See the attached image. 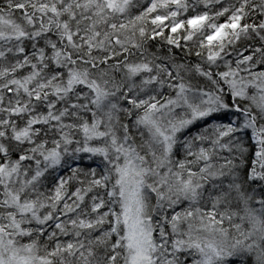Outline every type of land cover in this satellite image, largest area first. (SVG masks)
<instances>
[{
    "label": "snow or ice",
    "instance_id": "6c2138e0",
    "mask_svg": "<svg viewBox=\"0 0 264 264\" xmlns=\"http://www.w3.org/2000/svg\"><path fill=\"white\" fill-rule=\"evenodd\" d=\"M0 264H264V0H0Z\"/></svg>",
    "mask_w": 264,
    "mask_h": 264
}]
</instances>
